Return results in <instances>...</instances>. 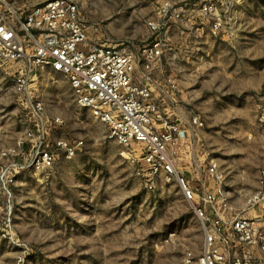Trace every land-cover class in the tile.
<instances>
[{
    "label": "rangeland",
    "instance_id": "obj_1",
    "mask_svg": "<svg viewBox=\"0 0 264 264\" xmlns=\"http://www.w3.org/2000/svg\"><path fill=\"white\" fill-rule=\"evenodd\" d=\"M41 1L9 3L22 12ZM75 1L97 27L90 32L98 42L139 56L155 39L149 22L162 0ZM170 1L186 11L160 34L163 56L153 77L186 130L173 149L174 163L192 187L191 175L206 189L221 187L233 216H256L246 202L264 162V0ZM201 2L212 3L223 19L219 34L212 32V17L198 10ZM11 86L8 80L0 90V164L2 149L23 131ZM33 93L50 116L63 119L52 140L83 144L72 158L60 154L50 170L21 173L11 198L0 192V225L12 209V239L0 235V264H195L205 227L177 177L152 174L139 144L125 148L109 138L107 127L78 106L62 73L39 78ZM225 247L230 257L239 250L235 239Z\"/></svg>",
    "mask_w": 264,
    "mask_h": 264
},
{
    "label": "built area",
    "instance_id": "obj_2",
    "mask_svg": "<svg viewBox=\"0 0 264 264\" xmlns=\"http://www.w3.org/2000/svg\"><path fill=\"white\" fill-rule=\"evenodd\" d=\"M9 2L0 0V90L12 81L23 131L2 149L0 192L11 198L12 186L21 173L50 170L60 154L72 158L82 147V141L52 140L63 119L50 116L45 101L33 93L39 78L50 71L59 72L67 78L78 106L107 127L109 138L125 148L139 144V156L152 174L177 177L183 196L205 227L203 248L195 264H264V162L258 188L246 202L249 209L259 210L256 216H233L221 187L197 191L174 163L173 149L186 130L165 105L160 81L153 73L160 71L163 56L164 37L160 34L168 31L170 21L183 19L186 7L162 0L149 22L155 39L143 45L137 56L94 39L91 32L98 29L84 19L75 0H42L22 12ZM198 10L212 17V32L219 34L224 21L216 7L201 2ZM193 120L198 123L196 117ZM216 168L212 161V176ZM11 221L9 208L0 225L1 237L12 239ZM227 239H235L239 247L231 257L225 247ZM192 258L189 253L187 262L192 263Z\"/></svg>",
    "mask_w": 264,
    "mask_h": 264
},
{
    "label": "crops",
    "instance_id": "obj_3",
    "mask_svg": "<svg viewBox=\"0 0 264 264\" xmlns=\"http://www.w3.org/2000/svg\"><path fill=\"white\" fill-rule=\"evenodd\" d=\"M160 95H161V94H160ZM190 177H191V178H190V179H191V183L194 184V186L197 185V187H199V188H201V186H202L204 189H206V188L209 187V186H208V187L205 186V183L200 184V183H198V182H196V181H193V180H192V179H193V176H192V175H191ZM200 185H201V186H200ZM204 186H205L206 188H205ZM197 187H194V188H196V189L199 190V188H197ZM204 189H200L199 191H202V190H204ZM253 211H254V213H256L257 215L259 214V210H258V209H257V210L255 209V210H253Z\"/></svg>",
    "mask_w": 264,
    "mask_h": 264
}]
</instances>
